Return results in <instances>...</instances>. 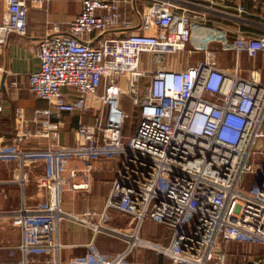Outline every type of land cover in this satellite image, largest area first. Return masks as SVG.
I'll return each mask as SVG.
<instances>
[{
  "label": "built area",
  "instance_id": "2783aa9c",
  "mask_svg": "<svg viewBox=\"0 0 264 264\" xmlns=\"http://www.w3.org/2000/svg\"><path fill=\"white\" fill-rule=\"evenodd\" d=\"M208 1L82 0L64 30L51 23L38 41V68L28 73L31 92L49 103L33 115L34 134L48 140L25 143L30 134L20 132V119L13 143L0 145V157H16L22 169L43 163L35 182L48 199L27 205L23 193L9 211L20 238L0 245V264H138L139 249L159 254L158 264H227L233 242L250 247L248 264L264 263V82L259 67L240 63L243 53L264 55V32L231 37L225 25L211 26L207 39L193 44L194 29L210 27L216 0ZM5 2L0 53L10 35L27 31V0ZM228 49L231 68L217 61ZM4 74L0 65V114ZM125 92L138 112L130 135L123 131ZM94 104L98 112L88 121ZM65 112L78 115L72 143L59 141ZM108 161L116 167L102 209H66L65 200L91 194L94 173ZM110 210L127 217L126 229L106 226ZM147 220L167 230L166 243L139 234ZM64 222L87 229L85 254L61 258ZM102 233L123 239L124 247L99 252Z\"/></svg>",
  "mask_w": 264,
  "mask_h": 264
},
{
  "label": "crops",
  "instance_id": "0c3cea01",
  "mask_svg": "<svg viewBox=\"0 0 264 264\" xmlns=\"http://www.w3.org/2000/svg\"><path fill=\"white\" fill-rule=\"evenodd\" d=\"M195 1L202 5L209 4L208 0ZM27 2L26 33L24 35H10L7 44L0 53V65L6 70V74H4L5 110L0 114V145L9 146L13 143L17 123L20 119L25 120L20 132L30 134L24 140L25 143L35 146L48 140L46 137L34 134L37 125L33 121V115L36 111L47 108L49 103L36 97L31 92L28 73L38 68V41L49 31L51 23H57L61 30H64L68 23L79 13L82 6V0H44L43 4H37L31 0H27ZM212 6L214 11L211 14L210 27L205 26L194 29L193 44H196L195 42L202 44L204 42L202 39L210 35L211 26L225 25L231 37H234L237 31H243L252 36L264 32V7L254 3L253 0H216ZM5 10L6 2L0 0V19ZM217 61L220 66L231 68L234 62L233 51L231 49L219 51ZM240 63L245 68L251 65L259 67L261 80L264 82V55L258 54L254 59H250L243 53L240 55ZM13 79L18 83L16 89L9 86V82ZM17 114L19 117L16 116ZM84 118L89 121L91 116L88 117L86 114ZM77 123L78 115L72 114L70 119L65 115L60 130L59 141L61 143L73 142L74 129ZM115 167L116 162H105L104 168L106 170L95 172L93 175L91 194L79 193L74 197V200H68V203L65 200L64 207L66 209L73 207L78 212L84 210L86 206L101 210L110 189ZM42 170V162L36 166L22 169L16 157H0V219L7 220L10 225L9 241L0 239V245L15 244L19 241V229L12 223L9 211L19 207L23 193L25 201L31 204L48 199V193L36 187L35 178ZM21 173L25 175L23 192L19 183ZM143 224H148V226L150 225L157 230L155 234L151 233L145 238L152 237L150 239L162 243L168 241L166 229L160 228L150 220L145 221ZM13 225L15 228L17 227V230L11 227ZM59 238L61 243L65 244L61 250L63 260L75 254L82 255L86 253L87 247L85 244L88 242L89 235L87 229L82 226L71 222L62 223ZM120 242L124 246V240L120 239ZM145 251L150 252L152 250L139 249L136 250L135 255L138 254L139 256ZM152 252L157 256L156 262H159L161 256L154 251Z\"/></svg>",
  "mask_w": 264,
  "mask_h": 264
},
{
  "label": "rangeland",
  "instance_id": "374dc122",
  "mask_svg": "<svg viewBox=\"0 0 264 264\" xmlns=\"http://www.w3.org/2000/svg\"><path fill=\"white\" fill-rule=\"evenodd\" d=\"M207 38H204L202 40H205ZM197 44V42H195ZM148 54H144V60L148 61ZM197 55H193L189 58V60H193L194 58H196ZM176 55H166L165 59L166 60H170V59H175ZM92 104V102H90ZM121 107L127 111L129 113V117L125 120L124 126H123V131L125 135H130L132 134V132L134 131L136 124L138 122V112L134 109V105L132 103V99L130 97V95L128 93H123L121 96V102H120ZM97 104H94V108L91 110V112H87L86 114L89 116H92L93 114H97L98 109L96 108ZM65 115L67 116V118H71L72 114L70 113H63L61 115V119L63 120L65 118ZM250 174L247 173L244 175L243 177V182H242V186L244 188H247L250 184ZM37 187V185H36ZM38 188V187H37ZM27 205H38V204H43L45 203V200H40L38 202L35 203H28L26 202ZM68 203V200H67ZM72 206V205H71ZM88 207V206H86ZM69 210H74L73 207L69 208ZM0 239H4L9 241V222H7V220H2L0 219ZM128 219L126 218V216L120 212H117L115 210H110L108 217H107V223L106 226L109 228H117V227H121L120 229H126V227L128 226L127 223ZM13 229H16L15 226H11ZM11 228V229H12ZM12 229V230H13ZM17 230V229H16ZM15 232V231H14ZM155 232H157L156 229L152 228L150 225L148 226V224H142V228H141V232L140 235L144 236V237H148L149 234H155ZM152 238V237H150ZM153 238H155L153 236ZM96 248L98 249L99 252L104 253L106 255H110L113 253H116L118 251H120L124 246L123 243L120 242V239L114 237L113 235H109V234H99L96 242H95ZM260 247L257 246L256 247V251L257 249H259ZM250 249L249 246L245 245V244H237V243H229L226 246V250H227V259L226 262L227 264H248V260L245 258V255L247 253V251ZM156 257L155 254L150 251H145L142 252L139 256L134 255V260L141 264H158L160 263V261H162V258L160 257L159 262H156Z\"/></svg>",
  "mask_w": 264,
  "mask_h": 264
},
{
  "label": "water",
  "instance_id": "95a60500",
  "mask_svg": "<svg viewBox=\"0 0 264 264\" xmlns=\"http://www.w3.org/2000/svg\"><path fill=\"white\" fill-rule=\"evenodd\" d=\"M4 78H5V76L3 75V77H2V89L5 92L6 90H5ZM262 264H264V263H262Z\"/></svg>",
  "mask_w": 264,
  "mask_h": 264
}]
</instances>
